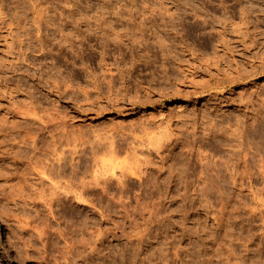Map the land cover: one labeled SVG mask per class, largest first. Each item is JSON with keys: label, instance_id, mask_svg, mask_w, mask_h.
Returning <instances> with one entry per match:
<instances>
[{"label": "rangeland", "instance_id": "374dc122", "mask_svg": "<svg viewBox=\"0 0 264 264\" xmlns=\"http://www.w3.org/2000/svg\"><path fill=\"white\" fill-rule=\"evenodd\" d=\"M104 30L114 31L105 37L107 51L94 38ZM242 131L243 138L254 135L264 156V0H0V190L19 191L24 179L33 180L32 192L19 191L28 206L41 201L28 156L56 163L55 140L58 154L70 160L76 143L85 189L106 204V179L114 193V220L105 210L100 216L96 199L88 206L103 228L110 224L118 235L135 222L163 225L152 245L173 257L168 264H264L262 177L233 183L222 163L218 182L227 198L215 192L211 203L177 206L183 183L193 194L206 174L201 169L212 164L209 157L200 160L199 148L219 162L232 152L221 142L240 140ZM34 140L42 152L29 151ZM109 144L112 152L105 151ZM19 148L26 153L18 154ZM129 165L140 178L123 177L120 170ZM176 166L185 167L177 183ZM97 174L100 184L94 183ZM159 180L162 195L155 190ZM221 205L223 214L215 210ZM156 208L159 214L149 213ZM13 211L0 208V264L71 260L59 257L56 219L50 217L49 235L57 244L48 252L45 236L21 232L16 217L26 215ZM84 253L72 262L84 264Z\"/></svg>", "mask_w": 264, "mask_h": 264}, {"label": "bare ground", "instance_id": "6f19581e", "mask_svg": "<svg viewBox=\"0 0 264 264\" xmlns=\"http://www.w3.org/2000/svg\"><path fill=\"white\" fill-rule=\"evenodd\" d=\"M113 33H114V31H110L107 33V30H104V31H102L103 35H100L98 33L99 35L97 34L96 37H94L97 40H100V42H101L100 45H102L103 50L105 49L104 51H107V49H108L107 46H109L108 42H107L108 39H106V38L111 36V35L114 36ZM86 39H88V38H86ZM97 40H96V42H98ZM121 75H123V74H121ZM216 125L218 128L219 125L218 124H216ZM221 127H222V125H221ZM237 127H238V125H237ZM217 128L211 127V129H213V131H216ZM219 129H221V128H219ZM234 129H236V128H234ZM245 129L246 128H244V130ZM224 131H225V128H224ZM230 131H233V130H230ZM243 131L239 135L237 134V138H240V140L237 139V141H234L232 143L228 142L227 140H226L227 143L226 142L223 143V142H221L223 140L220 139L221 140L220 141L217 138L218 141H220L222 143V145L220 143L221 146H223V144L224 145L227 144V146L230 147V148H228L229 152L232 150L231 153L227 154L228 158H226L224 156L226 158V160H225V158H223V160H218L219 162L223 161L220 164H218L219 162H217L216 160L213 161L214 154H212V153L206 154L204 152V149L199 148L198 156H199L200 160H203L204 158L206 159V157H209L210 161H212V164H211V162L209 163L211 165L208 164L210 167L209 166L203 167L201 165V167H203V170L201 169V173L204 172L206 174L203 177H201V182H202L201 187H198V185H195V187L193 189V191H194L193 194L190 195L188 193V191H189L188 190L189 187L187 186L188 183L187 182L183 183L184 184L183 191L178 193L181 196V198L179 199L181 204L177 205L178 208H181L184 210H186L187 208H192L194 203L196 202V200L200 201V202L203 200H206V201H209V203H211L212 202V200H210L211 199V193L213 194L215 192H217L220 196L225 194L224 196L227 198L226 190L222 189V186H221L222 184H220L218 182V181H220L219 180L220 176H221L220 175V172H221L220 169H221L222 163H223V165L225 164L224 168H226L227 171H229L228 174H230L229 177H230V179H232L231 182H233V183H236L238 181L237 179H240L241 182L247 181V183H251L250 180L256 179V178H254V177H256V175L262 177L261 181L262 180L264 181V156L259 153V151L257 149L259 147H255L254 135H251L252 137H250V135L248 134L249 135L248 137L246 135V137L243 138V135H244ZM209 132H211V131H209ZM233 133L235 136L236 133L235 132H233ZM52 136H53V134H51V137ZM35 140H36V138H35ZM35 140L33 141L31 147H29V151L33 152V154H35L37 151L42 152V150L44 148L41 145H37ZM53 143H54V148L52 149V152L55 154L54 157H55L56 163L54 161L51 162V160L49 161L48 159H44L40 162L37 160L32 161L31 156H28V160H27V163L31 168L30 171L32 173H36L39 176V183H40L41 187L39 190H36L35 193L41 198V201H38V202L33 201L32 205L28 206V202L25 199H23V194L19 193V191H24L26 188L30 189V191L32 192L33 185H35L33 180L32 181L30 180V182H31L30 183L28 181V179H24V183L19 187V191L17 189H11L8 191H6L4 189L0 190V208L1 209L8 210L9 212H11L10 214H13V212H14L13 209H18V210L20 209V211H22V213L26 215V216L22 215L21 217H18V218L16 217L17 221H19L21 223L20 224L21 232L25 231L28 233L29 231H31L33 229L34 231L35 230L37 231L39 236L44 235L45 240L43 239L44 242H41V243H42V246L44 247V251L49 252L50 251L49 245H52V244L56 245L57 244V243H55V237H53V236L51 237L49 235V230L51 229L50 217L52 219L53 218L56 219L57 220L56 223L59 227H57V229L54 230L53 233H55V235H56V240H57V238H61L63 241V245H62V249H60L61 252L59 253V255H60L59 257L63 258L64 261L66 259L67 260L71 259V260L65 261L64 264H74L72 262L73 258L82 254L83 251L85 253L82 256L83 258H82L81 262H83L84 264H163L164 262L168 264L169 261L171 259H173V257L171 255L168 257V253H162L160 251V246L158 244H157L158 246L152 245L155 242V238H157L160 235L159 233L163 232L164 229L162 230L163 227L161 228V226H163V225H159L160 226V230H159V227L155 228L153 226L154 228L152 229L151 228L152 225H151V227L148 226V228H146L145 226H147V225L142 226L143 224L140 225L141 222H139V223L138 222H135V223L132 222L131 224L134 223V225H132V226L130 224H129L130 226L127 225L128 226L127 231L125 230L126 227H122L120 234H118V235H116L117 234L116 232L112 231V229L114 227H110V224L108 225L109 227H105V228L100 226L98 224L99 220L97 219L98 217H97L96 213L94 211H91L90 214L88 213L89 210H91V208H89L88 206L90 204L95 205L96 203H98L100 208H102V210L99 211L100 216H105V212H104V210H105V211H107L105 217L108 216V219L107 218L106 219L107 220L113 219L112 214L114 213V211L111 208V200H113V198H114V193H113V191L111 192L109 186H107L108 185L107 180L106 179L104 180L105 185L103 184V186H102L105 194L109 195L107 197L106 204H104L103 203L104 198H102L103 196L97 197L95 195V191L93 189H90V190L85 189L86 183H84V181H82V178L78 175V174H80L79 172L81 170L82 164H81V156L79 155V151H78L79 148L77 147V144L76 143L74 144L73 152L75 153V156L72 155L70 160H68V158L65 154H64V156H60V155H63L62 151L58 152V150H56L57 148L55 145L56 144L55 140H53ZM236 147H237V149H236ZM231 148L238 150L236 152V154L238 156L233 155V156H236V158H237L234 161L232 159H230V156H232V154L235 152V150L231 149ZM108 150H109V152H112V150H113L112 144H109V148L105 151H108ZM25 151H26L25 148H23V149L19 148L17 153L18 154H25L26 153ZM222 151H224V150H222ZM96 152H97V150L92 148L91 156H92L95 163L97 162ZM58 153H60V155ZM225 153H228V151ZM100 160L102 161L103 158H100ZM186 162L190 163L191 160L186 161ZM239 163L241 164L240 168H239V165H240ZM215 164L217 165V168L214 167ZM67 165H69V167H70L69 171L66 169ZM108 166H110V165H108ZM114 167H115L114 165L110 166V171H111L112 175L116 174ZM180 168L183 169L185 167L176 166L177 171L174 174H172L173 178L175 175H176L175 177H177V178H174V179H176L174 181L175 183L179 182V180L177 181V179L182 180V178H181L182 175L180 174V172L182 173V170H180ZM214 168H216V169L214 170ZM124 170H127V172L125 173ZM94 171L96 172L97 170H94ZM120 171H121L123 177H125V178H130L133 175L134 176L138 175L139 178L141 177V175L139 173H137L135 170H133L132 166H130V165L124 167V169H122ZM172 171H174V168L172 169ZM208 171H210V172L212 171L213 173H210L207 175ZM221 173H223V170ZM98 176H99L98 174L94 175V177L96 179L94 181H97V179L99 178ZM117 177H118V179H120L121 182L123 181V178H121L120 176H117ZM215 178H218V180ZM148 180L151 181V178ZM183 181H184V179H183ZM154 182H156L155 190H157V192H160L162 195V193H163V190L161 189L162 181L159 180V181H154ZM228 182H229V180H228ZM94 183L100 184V182H98V181L94 182ZM244 183H246V182H244ZM228 184H230V183H228ZM168 185L169 184H167V186ZM176 185H178V184H176ZM224 186H225V184H224ZM168 187L170 188V185ZM179 190H180V188L178 187L176 189V191L178 192ZM231 191H233V190H231ZM16 197H20L21 200L19 201V199H17ZM170 197L172 198V195ZM164 198H166V196ZM95 199L97 201L96 203L94 202ZM188 200L190 201V203H189L190 205L186 204V202H188ZM226 202H228V201H226ZM222 204H224V203H222ZM241 204H242V202H241ZM244 205H245V203H244ZM239 206L241 207V205H239ZM224 207H225L224 205L223 206L221 205L220 207H218L215 210L218 211L219 213L223 214L225 211ZM98 208H97V210H98ZM156 209L157 210H154V211H150L149 209H146V210H148V212L150 211L149 213L156 215V214H159V212H160V209H158V208H156ZM30 216H31V218L29 219ZM36 217H38L39 219H36ZM135 219L137 221L136 217H135ZM248 219H250V218H248ZM248 219H247V221H250ZM114 222H118V221H114ZM114 222H112V223H114ZM262 222H264V221L262 220ZM44 223H46V225L48 227L47 226L45 227ZM107 223H110V222L108 221ZM114 224H112V226ZM40 225H41V227L39 228ZM49 225H50V227H49ZM117 225L120 226L121 223L118 222L114 226L117 227ZM166 228H167V226H166ZM51 233H52V231H51ZM31 236L32 235H30L29 237H31ZM33 236H34V234H33ZM121 236H125V237L127 236V238L125 240L123 239L121 241L120 240ZM29 237L27 236V240H25V244H27V243H29V245L31 244V241H30L31 238L28 239ZM18 238H20V236ZM41 238H39V239H41ZM113 239H118V243L113 244L112 243ZM55 245H54V247H55ZM144 253L147 254L148 258L145 257L147 259H145L142 256V255H144ZM56 255L53 254L52 256L56 257ZM181 263L184 264V262H180V264ZM76 264H80V263H76Z\"/></svg>", "mask_w": 264, "mask_h": 264}]
</instances>
